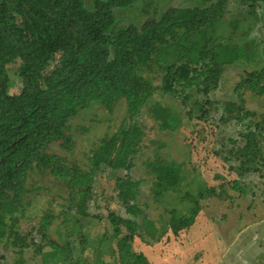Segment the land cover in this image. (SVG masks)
<instances>
[{
    "label": "trees",
    "instance_id": "trees-1",
    "mask_svg": "<svg viewBox=\"0 0 264 264\" xmlns=\"http://www.w3.org/2000/svg\"><path fill=\"white\" fill-rule=\"evenodd\" d=\"M197 1L193 8H169L158 16L154 0H0L6 17L0 23V129L15 123L18 130L0 147V246L5 252L33 248L40 254L51 246L55 255L61 249L69 253L68 219L54 217L53 204L60 201L68 210L88 215L102 167L128 172L134 166L143 136L136 119L143 110L162 135L143 160L150 180L146 194L140 189L146 180L129 174L116 179L115 200L127 215L110 212L105 217L116 252L124 264H148L132 249L135 239L152 245L168 232L176 236L193 226L202 199L216 195V189L204 185L186 161L176 159L172 137L179 132L182 116L194 115L189 101L197 106L199 118L208 117L206 104L193 100L194 94L207 96L217 89L227 67L258 65L254 42L215 44L229 0ZM261 1L239 2L249 3V15L257 18ZM246 22L229 15L233 30ZM235 89L241 104L246 92L263 96L264 66L245 70ZM156 93L179 99L187 111H172ZM120 102L127 110L117 128L109 125L99 135L73 123L96 108L113 116ZM221 106L223 124L250 118L239 133L243 146L230 139L235 150L222 144L215 153L228 164L229 174L236 175L223 191L231 187L245 194L250 190L245 178L264 173V113L245 112L233 100ZM89 116L94 122L95 115ZM39 198H44L46 209L38 227L20 233L19 220L31 221L25 211ZM57 219L55 232L63 238V248L48 241L47 232ZM15 258L22 263L20 255Z\"/></svg>",
    "mask_w": 264,
    "mask_h": 264
},
{
    "label": "rangeland",
    "instance_id": "rangeland-1",
    "mask_svg": "<svg viewBox=\"0 0 264 264\" xmlns=\"http://www.w3.org/2000/svg\"><path fill=\"white\" fill-rule=\"evenodd\" d=\"M239 1H228L223 23L215 36V44L231 41L240 44L254 42L258 49L256 54L258 65L252 68L227 67L217 89L207 96L194 94L193 100L206 104L208 117L199 118L197 106L194 101H189L188 104L196 117L193 114L191 117L184 114L179 132L172 137L174 143L172 153L176 159L184 160L190 168H195L198 178L204 185L214 187L216 195L202 199L201 210L193 226L180 231L176 236L168 232L160 242L152 245H146L139 239L134 240L132 249L142 253L148 264H264V196H260L264 190V173L245 178V183L250 185V190L247 189L245 194L231 187L223 191L227 183L236 175L229 174L228 164L215 155L222 144H226L227 149L235 150L230 139L236 140L237 145L243 146L244 140L239 133L243 131V123L246 124L250 120L249 117H245L242 124H237L235 121L223 124L221 105L224 102L237 101L245 112L264 113V95L257 96L246 92L241 98L245 103L241 104L235 89L245 70L251 71L264 66V0L259 3L257 18L249 15L247 8L250 6L249 3L243 5ZM197 2V0H154L153 7L160 16L169 8H193ZM230 14L246 18V24L240 23L242 26L238 30L231 29ZM117 15L127 23V19L123 18L122 14L117 13ZM5 18L0 7V23ZM3 72L0 70L1 74ZM15 90L16 88L12 92ZM190 92L195 93L193 89ZM155 98L164 100L165 104L172 107V111L173 109H179L183 113L187 111L179 99H173L169 95L162 98L158 93ZM124 105L118 103L113 116L106 115L103 109H92L75 118L73 123L89 126L93 132L97 130L101 135L109 125L115 128L120 126L127 110ZM91 114L95 115L94 122L90 120ZM83 116L86 118L81 119ZM136 121L143 129V136L138 153L134 155V166L128 172L102 167L93 185L96 197L86 210L88 215L83 216L74 209L68 210V205L60 201L53 204L51 214L54 217H61L62 214L68 219L66 225L69 232L67 239L70 246L69 253L66 249H61L64 253L55 255L51 246H44L40 254H35L33 248L13 251L12 254L5 252L0 246V264H17L15 254L20 255L21 264H124L116 252L115 241L111 239L112 229L105 221V217L110 212L127 216L122 206L115 200V182L118 177L126 174L135 180H146L140 185L142 193L146 194L150 180L144 174L143 160L150 151L149 146L152 142L162 135L158 124L149 118L144 110ZM17 134L15 123L0 129V147L13 140ZM45 209L44 198H39L31 209L25 211L26 216L32 217L31 221H23L24 218H21L19 223L21 221L23 226L20 225L18 231L23 234L29 232L32 227H38L43 215L42 211ZM58 223L57 219L51 224L47 232L48 241L58 243L59 248H63L60 244L63 238H59L55 232ZM42 228L46 229L45 226ZM104 233H107L106 238L103 236ZM33 234L35 242H39L40 236L35 231ZM65 254L68 255V259Z\"/></svg>",
    "mask_w": 264,
    "mask_h": 264
}]
</instances>
